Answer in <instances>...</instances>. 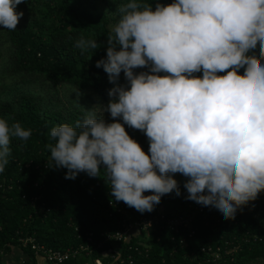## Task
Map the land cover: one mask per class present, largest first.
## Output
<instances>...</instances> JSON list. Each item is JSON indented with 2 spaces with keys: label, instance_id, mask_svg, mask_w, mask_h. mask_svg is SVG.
I'll return each instance as SVG.
<instances>
[{
  "label": "clouds",
  "instance_id": "1",
  "mask_svg": "<svg viewBox=\"0 0 264 264\" xmlns=\"http://www.w3.org/2000/svg\"><path fill=\"white\" fill-rule=\"evenodd\" d=\"M21 2L0 0V29H16ZM118 11L96 67L113 82L99 113L123 123H106L90 108L75 126L52 127L49 166L66 168L67 179L103 169L115 200L140 212L163 194L180 195L172 175L180 173L187 199L211 206L221 220L234 218L264 191V0H171L154 9L127 0ZM98 46L96 39L75 43L82 52ZM138 67L148 71L134 73ZM121 71L126 87L115 83ZM125 124L144 132L147 153ZM30 135L0 118V172L11 138Z\"/></svg>",
  "mask_w": 264,
  "mask_h": 264
},
{
  "label": "trees",
  "instance_id": "2",
  "mask_svg": "<svg viewBox=\"0 0 264 264\" xmlns=\"http://www.w3.org/2000/svg\"><path fill=\"white\" fill-rule=\"evenodd\" d=\"M100 1L109 12L93 13L89 6L94 0H22L18 5L23 11L21 23L15 30L0 29L8 47L5 71L11 80L44 90L17 91L10 99L0 101V118L9 125L18 122L31 129L27 140L11 138L9 162L0 172V264H6L14 248L24 251L23 264H38L29 249L20 247V236L30 235L46 247L63 251L84 243L88 232L94 234L93 243L103 241L101 234L119 229L125 217L109 206V202L120 206V201L112 195L103 169L102 176L79 172L74 179H67L66 168L56 167L54 162L49 166L48 162L47 145L54 143L50 129L60 124L75 126L87 114L79 102L80 96L106 105L110 99L108 89L113 82L102 66L96 67V61L106 56L107 36L119 19V5L127 0ZM146 2L154 9L157 3L165 5L171 0ZM80 38L96 39L99 46L82 52L75 47ZM252 55L258 57V51ZM239 71L243 73V69ZM200 75L201 72L195 73ZM115 83L127 86L122 71ZM2 85L0 78V89ZM61 89L69 97L61 95ZM125 130L147 153L149 141L144 132L128 125ZM172 175L180 195L175 190L163 194L151 211L140 212L124 202L123 205L128 216L138 221L160 214L168 219L194 213L190 223L193 238L186 240L187 246L180 245L179 239L187 238L188 232L180 229L172 242L173 231L158 221L149 231L145 245L137 244L135 236L117 244L122 258L132 255L133 264H264V191L242 205L234 218L221 220L211 206L197 212L194 207L199 203L186 198L183 185L187 177ZM34 197L37 201L33 203ZM135 246L144 253L138 255ZM110 247L112 240L104 241L89 258L79 257L63 264H84L97 258L109 264L110 256L104 252Z\"/></svg>",
  "mask_w": 264,
  "mask_h": 264
},
{
  "label": "built area",
  "instance_id": "3",
  "mask_svg": "<svg viewBox=\"0 0 264 264\" xmlns=\"http://www.w3.org/2000/svg\"><path fill=\"white\" fill-rule=\"evenodd\" d=\"M24 197V196H23ZM187 200V199H185ZM37 198L34 197L32 202H36ZM120 206H116L112 202H109L110 207H115L117 212L122 213L125 217L122 220V224L119 229L114 232H104L101 234L103 237V241H98L93 243L94 234L92 232H88L85 235L84 243L77 247H68L63 251L52 249L46 247L35 240L30 235L20 236L18 238V242L20 247L29 249L34 257L36 258L38 264H63L69 260H74L79 257H90V255L97 250L98 248L102 247L103 242L107 240H112V246L107 248L104 254H108L110 256L109 264H133L134 260L132 255L126 256L122 258V250L120 246H117L120 242H128L129 238L135 236L139 245H145L146 239H143L142 236L144 234H149L152 226L158 224V221H163L166 227L173 231V235L171 236L170 240L175 242V233H178L180 229H188L187 238H180L179 244L183 246H187L188 242L186 240H190L193 238L194 230L190 228V223L192 221V217L194 213L188 214L186 216H178L174 218L165 219L163 215L149 216L148 218H143L142 220H134L128 216L127 210H125L123 201L119 202ZM190 205V204H189ZM205 206L198 204L194 207L197 212H203ZM207 209L210 207L207 206ZM112 213H110L111 216ZM128 216V217H127ZM134 250L138 253V255L144 253L141 249L135 246ZM202 251H205V248H201ZM146 251V250H145ZM94 261L101 262L99 258L94 259ZM24 260L20 261V264H23Z\"/></svg>",
  "mask_w": 264,
  "mask_h": 264
},
{
  "label": "rangeland",
  "instance_id": "4",
  "mask_svg": "<svg viewBox=\"0 0 264 264\" xmlns=\"http://www.w3.org/2000/svg\"><path fill=\"white\" fill-rule=\"evenodd\" d=\"M89 9L93 13H98V12H102V11L109 12L106 5L100 0H94V2L89 6ZM16 10L22 11V9L18 5H17ZM111 13L112 12H110L109 14L111 15ZM22 18H23V16L19 19L17 25H19L21 23ZM7 61H8V47H7V43L4 41L3 36L1 35V32H0V78H1V82L3 84L1 89H0V101L5 100V99H10L11 96L14 93H16L17 91H31V92H37V93L38 92H44V90L42 88H38L35 85L16 83V82L12 81L11 78L9 77V75L7 74V72L5 71V68L7 66ZM158 74L163 75L164 73L161 72ZM193 75H195V73H193ZM60 93H61V95L69 97V94L66 93L65 89H61ZM70 98H73V97L70 96ZM79 102L82 104V107L85 110H88L91 108L92 111L98 112V115L102 114L106 123L112 122L113 120H117V121H120L121 123H123V121L120 117L113 118L110 116V113L106 110H104L102 113H99L101 111V106L106 105V104H103L101 102L99 103L94 98H90V97L84 98V96H80ZM126 125L127 124H125L124 127H126ZM147 237H148V233L144 234L142 236L143 239H145ZM193 245H195V244H193ZM87 261H89L88 264H103L101 262L99 263V261H94L91 259L87 260Z\"/></svg>",
  "mask_w": 264,
  "mask_h": 264
},
{
  "label": "crops",
  "instance_id": "5",
  "mask_svg": "<svg viewBox=\"0 0 264 264\" xmlns=\"http://www.w3.org/2000/svg\"><path fill=\"white\" fill-rule=\"evenodd\" d=\"M25 253L24 251L15 248L12 250L11 254L7 256L6 258V264H20L21 260H24L25 258ZM90 260V259H89ZM89 261H86L84 264H88Z\"/></svg>",
  "mask_w": 264,
  "mask_h": 264
}]
</instances>
